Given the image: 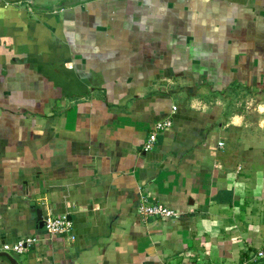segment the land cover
<instances>
[{"label": "crops", "instance_id": "obj_1", "mask_svg": "<svg viewBox=\"0 0 264 264\" xmlns=\"http://www.w3.org/2000/svg\"><path fill=\"white\" fill-rule=\"evenodd\" d=\"M61 1L0 0V246L34 236L19 264H216L260 248L264 0ZM141 194L177 217L141 218ZM37 209L65 214L73 240L47 235Z\"/></svg>", "mask_w": 264, "mask_h": 264}, {"label": "built area", "instance_id": "obj_2", "mask_svg": "<svg viewBox=\"0 0 264 264\" xmlns=\"http://www.w3.org/2000/svg\"><path fill=\"white\" fill-rule=\"evenodd\" d=\"M176 106L172 105L168 114H166L162 119L155 120L151 123L150 129L146 134V138L142 143L143 150H149L153 146L156 140L158 133L163 131L165 128L171 125V116L175 112ZM137 213L138 215L146 219L148 217H160V218H175L177 213L171 210L170 208L159 204V203H149L146 201L144 195L139 196V201L137 204ZM42 230L47 235H60L64 234L69 240H73L74 236L71 233L72 225L70 220L65 214L52 215L44 218L42 220ZM37 239L34 236H27L13 242L2 243L0 250L6 252L10 255H21L28 251L34 246ZM264 258V240L263 245L256 249L253 252H250L242 260H236L231 262H222L216 264H247L248 262H255L259 259ZM215 264V263H214Z\"/></svg>", "mask_w": 264, "mask_h": 264}, {"label": "water", "instance_id": "obj_3", "mask_svg": "<svg viewBox=\"0 0 264 264\" xmlns=\"http://www.w3.org/2000/svg\"><path fill=\"white\" fill-rule=\"evenodd\" d=\"M83 1H86V0H63L60 2V4H58V7L71 6L73 4L83 2ZM35 212H36L37 226L41 228L42 223H43L41 219V212L39 209L35 210ZM0 256L4 257L9 262V264H19L17 260L15 259V257L11 256L10 254L6 252L0 251Z\"/></svg>", "mask_w": 264, "mask_h": 264}]
</instances>
